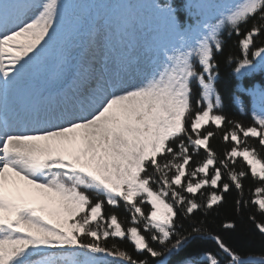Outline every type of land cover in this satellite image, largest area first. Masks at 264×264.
Returning <instances> with one entry per match:
<instances>
[{
	"label": "snow or ice",
	"instance_id": "obj_1",
	"mask_svg": "<svg viewBox=\"0 0 264 264\" xmlns=\"http://www.w3.org/2000/svg\"><path fill=\"white\" fill-rule=\"evenodd\" d=\"M225 35L239 38L234 98L259 95L248 126L218 111ZM225 124L218 157L206 126ZM249 139L264 150V0H0V264H185L172 257L197 238L216 247L204 264H264L204 221L178 224L235 189L264 235ZM121 202L127 227L104 212Z\"/></svg>",
	"mask_w": 264,
	"mask_h": 264
},
{
	"label": "trees",
	"instance_id": "obj_2",
	"mask_svg": "<svg viewBox=\"0 0 264 264\" xmlns=\"http://www.w3.org/2000/svg\"><path fill=\"white\" fill-rule=\"evenodd\" d=\"M251 24L249 21L248 25H242L241 31H245ZM238 37L232 35L228 37L225 35V42L223 52L217 54L218 63V77L216 80V89L219 92L223 107L218 110L221 111L229 120L239 121L243 125L248 126L252 123L251 114L252 112L258 110L260 99L259 95L251 91L246 92L241 96L240 100L234 98L236 94V74L233 71V65L226 62V57H239L240 48L238 45ZM256 43H260V38L256 39ZM259 75V73L257 74ZM259 86V85H258ZM195 87V85H194ZM193 104H195L196 94L193 95ZM241 100L243 101V107L241 106ZM208 130L214 131V137L210 138V147L217 153L218 157H222L224 151L230 147L226 144L223 137V130H227L231 125L225 124L222 130H216L214 126H206ZM248 143L254 145L257 148L260 156L264 157V150H261L258 141L255 139H249ZM204 155L203 150H201L199 158ZM236 168L239 170L245 167L242 159L238 158L236 163ZM247 171V169L245 168ZM244 185L243 197L245 199L252 198V190L259 186L258 181L254 180L250 175L242 180ZM90 195L95 198L94 193ZM199 195V194H198ZM241 194L233 189L230 193L226 194L224 202L218 207H214L207 215L202 211L198 212L195 216H191L178 221V224L182 223L183 228L187 231L190 230L189 226L193 224H198L199 221H204V227L214 235H220L227 244L232 246L242 255L248 257H264V235H261L258 231L254 229L252 224L248 221V215L254 212L255 209L249 205V207L243 212H237L235 208V200L240 198ZM104 212L106 214H111L115 212L118 219L124 224L125 227L128 226V221L130 220L128 212L125 210L123 203L119 208H113L111 206L105 205ZM234 222L236 227L234 229H225L223 225L227 222ZM115 243L120 249H127L133 255L135 252L132 250V245L127 240H113L109 239L107 245L111 246ZM154 247L157 245L153 244ZM216 251V247L213 241L210 239L197 238L191 240V242L185 246V248L177 255L172 257L173 261H184L185 264H204L205 257L203 253L205 251Z\"/></svg>",
	"mask_w": 264,
	"mask_h": 264
}]
</instances>
